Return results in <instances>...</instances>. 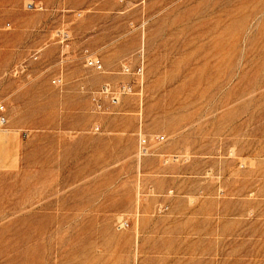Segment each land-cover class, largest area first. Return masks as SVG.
<instances>
[{"label":"rangeland","instance_id":"rangeland-1","mask_svg":"<svg viewBox=\"0 0 264 264\" xmlns=\"http://www.w3.org/2000/svg\"><path fill=\"white\" fill-rule=\"evenodd\" d=\"M0 103V264H264V0H0Z\"/></svg>","mask_w":264,"mask_h":264},{"label":"built area","instance_id":"built-area-1","mask_svg":"<svg viewBox=\"0 0 264 264\" xmlns=\"http://www.w3.org/2000/svg\"><path fill=\"white\" fill-rule=\"evenodd\" d=\"M86 66L95 70H101L102 64L97 59H87ZM54 83H60L59 81H54ZM104 93L108 94L111 99V103L113 105L118 104L120 95L117 92L112 91L110 87H106ZM7 123L6 115H5V106L4 104L0 103V126H3ZM157 141H164V137L160 136L157 137ZM138 151L139 154L142 156H146L149 154L150 147L149 142L145 136H140L138 140Z\"/></svg>","mask_w":264,"mask_h":264}]
</instances>
